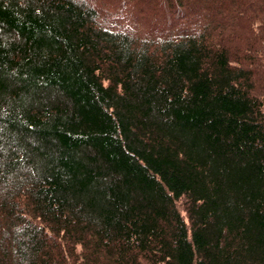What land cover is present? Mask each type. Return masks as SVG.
<instances>
[{
  "label": "trees",
  "instance_id": "16d2710c",
  "mask_svg": "<svg viewBox=\"0 0 264 264\" xmlns=\"http://www.w3.org/2000/svg\"><path fill=\"white\" fill-rule=\"evenodd\" d=\"M0 264H264V0H0Z\"/></svg>",
  "mask_w": 264,
  "mask_h": 264
}]
</instances>
